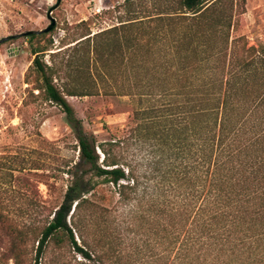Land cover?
I'll use <instances>...</instances> for the list:
<instances>
[{"label":"trees","instance_id":"trees-1","mask_svg":"<svg viewBox=\"0 0 264 264\" xmlns=\"http://www.w3.org/2000/svg\"><path fill=\"white\" fill-rule=\"evenodd\" d=\"M144 1L76 39L84 78L74 61L33 58L34 88L64 111L79 157L45 216L36 198L11 214L18 176H0V264H264V42L231 37L245 0H166L134 16ZM46 34L27 36L32 54L50 49ZM101 91L135 107L132 126L97 140L65 96Z\"/></svg>","mask_w":264,"mask_h":264},{"label":"rangeland","instance_id":"rangeland-1","mask_svg":"<svg viewBox=\"0 0 264 264\" xmlns=\"http://www.w3.org/2000/svg\"><path fill=\"white\" fill-rule=\"evenodd\" d=\"M123 1L59 0L54 6L56 0H0V39L6 38L0 41V176L12 171L18 176L15 183L20 191L17 202H9L11 214L24 211L27 199L36 198L45 204L41 211L47 215L61 201L70 183L71 167L79 157L77 140L64 111L44 100L34 88L36 72L29 69L33 58L38 56V60L47 65L63 66L65 60L74 61L70 70L75 73L74 68L78 67V75L84 78L87 71L85 45L78 46L76 51L73 44L82 34L93 35L127 18ZM144 2L142 7H137L134 16L164 11L169 4L172 7L166 0ZM48 12L54 26L38 42L43 44L50 38V49L39 55L32 54L30 49L37 40L30 41L21 33L47 27ZM233 22L231 37L243 35L247 46L264 42V0H245L244 12L236 14ZM53 82L59 87L57 76L53 77ZM65 98L84 130L97 140L107 139L110 134L132 126L131 110L135 104L128 96L101 91ZM23 178L35 184L34 193L26 188ZM102 192L106 201L100 202L107 204L110 192L107 189ZM96 214L100 219L99 213ZM93 231V228L88 230ZM75 237L78 239L76 233ZM52 252L49 248L46 258Z\"/></svg>","mask_w":264,"mask_h":264},{"label":"water","instance_id":"water-1","mask_svg":"<svg viewBox=\"0 0 264 264\" xmlns=\"http://www.w3.org/2000/svg\"><path fill=\"white\" fill-rule=\"evenodd\" d=\"M58 1L59 0H56V4L54 6L57 5ZM49 12H48V18L50 19V23H49V25L47 27H45L43 29H40V30H27V31L22 32L21 35L28 36V35H31V34H38V33L49 31L54 26V19L49 15ZM5 39L6 38H1L0 41H3Z\"/></svg>","mask_w":264,"mask_h":264}]
</instances>
